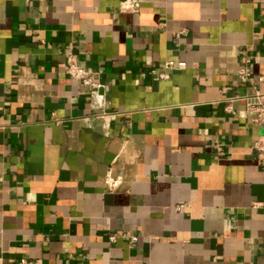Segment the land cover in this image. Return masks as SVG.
Segmentation results:
<instances>
[{
	"label": "crops",
	"instance_id": "0c3cea01",
	"mask_svg": "<svg viewBox=\"0 0 264 264\" xmlns=\"http://www.w3.org/2000/svg\"><path fill=\"white\" fill-rule=\"evenodd\" d=\"M122 1L0 0V264H264V0Z\"/></svg>",
	"mask_w": 264,
	"mask_h": 264
},
{
	"label": "built area",
	"instance_id": "2783aa9c",
	"mask_svg": "<svg viewBox=\"0 0 264 264\" xmlns=\"http://www.w3.org/2000/svg\"><path fill=\"white\" fill-rule=\"evenodd\" d=\"M139 5V0H123L121 2L120 8L122 10H136ZM181 33V32H179ZM179 33L176 34L178 37ZM63 60L65 65V72L72 79H75L80 85L87 86L89 88V93L92 101V105L95 106V109H100L104 105V91H100L104 89V85L100 83L96 74L85 69L82 65H80L77 54L71 49L66 48L63 54ZM250 66L251 63L248 59L245 60L244 64L239 67L237 70V78L241 82H245L249 78L250 74ZM185 68V63L179 61L177 63H172L170 61H166L164 63V71H156L154 69L151 70L152 74H155L158 78H167L169 70H181ZM264 80V77H261ZM243 98L246 102V112L249 115L251 121L257 125H259L263 129V135L260 140L256 143L259 148H264V96L263 94L255 91L254 93H250L248 95H244ZM118 180L113 181V179H107L108 185H115ZM131 240H136V236L130 235L128 236ZM116 238V234L110 235L109 240L114 241ZM15 264H30V261L25 259H20Z\"/></svg>",
	"mask_w": 264,
	"mask_h": 264
}]
</instances>
